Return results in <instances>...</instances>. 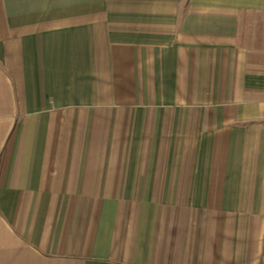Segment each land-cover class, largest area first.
Wrapping results in <instances>:
<instances>
[{"label":"crops","instance_id":"0c3cea01","mask_svg":"<svg viewBox=\"0 0 264 264\" xmlns=\"http://www.w3.org/2000/svg\"><path fill=\"white\" fill-rule=\"evenodd\" d=\"M0 264H264V0H0Z\"/></svg>","mask_w":264,"mask_h":264}]
</instances>
